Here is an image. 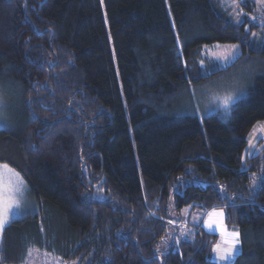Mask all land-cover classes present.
<instances>
[{
    "label": "trees",
    "instance_id": "16d2710c",
    "mask_svg": "<svg viewBox=\"0 0 264 264\" xmlns=\"http://www.w3.org/2000/svg\"><path fill=\"white\" fill-rule=\"evenodd\" d=\"M246 28L259 29L214 0H0V84L18 91L0 164L37 204L3 228L0 264L29 249L62 264H216L215 235L192 222L214 209L239 232L232 264H264V145L243 158L264 121V40ZM212 43L242 54L204 76L197 52ZM246 59L227 121L175 114V98Z\"/></svg>",
    "mask_w": 264,
    "mask_h": 264
},
{
    "label": "rangeland",
    "instance_id": "374dc122",
    "mask_svg": "<svg viewBox=\"0 0 264 264\" xmlns=\"http://www.w3.org/2000/svg\"><path fill=\"white\" fill-rule=\"evenodd\" d=\"M217 3L219 10L228 19L230 24L234 26H239L243 23L249 25H256L259 27L258 30H248L245 29V34H248L250 40H255L260 42L264 40V15L262 13V6L264 0H214ZM247 1L255 4L256 9L253 13H249L246 9L242 7ZM248 9V8H247ZM235 45V49L230 46ZM253 49V45L249 46ZM197 52L199 55L198 66L202 69L203 75H211L217 70H225L229 67L241 54V48L237 44H220L212 43L209 45H202ZM252 62L250 59H246L235 65L234 67L213 76L204 85L198 86L195 89L190 88L188 93L189 96L182 94L178 98H175L171 102L173 106V111L177 115H196L200 121L209 115H217L222 121H227L229 117V112L234 103L243 99L247 92L245 90V83L247 78V70L251 69ZM204 75V76H206ZM18 91L8 89L0 84V116L3 120L0 121V129L10 130L14 126V119L18 112ZM227 95H232L233 97H238L233 104L229 106L226 110L221 100ZM248 144L243 153V158L251 154H257L264 145V121L259 122L254 125L247 138ZM261 144V146H258ZM5 180H7L5 174ZM28 198V197H27ZM19 201V205L25 206L26 196L20 194L16 197ZM30 207V206H29ZM29 207L26 209L28 210ZM217 212L223 213V224L228 231L235 230L236 228H230L227 226L225 221V211L223 209H214ZM213 211V210H212ZM210 211V212H212ZM208 214V213H207ZM207 214H198L192 218V222L195 225L199 224L205 233L215 235L216 241L212 246L210 260L216 264H232L235 257L241 251L240 237L238 236L239 243L236 245V251L234 252L232 258L228 261H222L219 259V255L214 251L215 246L218 243H222V237L220 232L215 229H208L205 226V222L208 218ZM26 217V215L17 214L16 218L21 219ZM13 221L9 220V223ZM191 222V223H192ZM7 223L6 225H8ZM5 225V226H6ZM4 226V227H5ZM184 228L183 225H178ZM3 230V229H2ZM0 229V243L1 234ZM199 232L198 229H196ZM239 233V232H238ZM199 234V233H198ZM226 247V245H222ZM21 264H62L61 259L51 253H46L37 249H29L25 256V259Z\"/></svg>",
    "mask_w": 264,
    "mask_h": 264
},
{
    "label": "snow or ice",
    "instance_id": "6c2138e0",
    "mask_svg": "<svg viewBox=\"0 0 264 264\" xmlns=\"http://www.w3.org/2000/svg\"><path fill=\"white\" fill-rule=\"evenodd\" d=\"M230 47L235 49L236 46L232 45ZM236 99H238V97L227 95L222 98L221 103L227 110ZM2 120L3 117L0 116V121ZM5 174L8 176L7 180L4 178ZM23 186V180L18 172L9 168L8 164L0 165V229H3L4 226L9 223L10 215L15 214L13 209L19 208V201L16 197L22 193ZM207 216L208 218L205 222V226L210 230L215 227L222 237V243H218L215 246L214 251L219 255L220 260L228 261L236 251V245L239 243V233L235 230L228 231L224 227L222 212L213 210L212 212H209ZM222 245H226V247Z\"/></svg>",
    "mask_w": 264,
    "mask_h": 264
},
{
    "label": "crops",
    "instance_id": "0c3cea01",
    "mask_svg": "<svg viewBox=\"0 0 264 264\" xmlns=\"http://www.w3.org/2000/svg\"><path fill=\"white\" fill-rule=\"evenodd\" d=\"M0 165H2V164H0ZM6 177L8 179L7 174H6ZM23 185L24 186H23V189H22V193L21 194L24 195V196H26V204H25L24 207L21 206V205H19V208L18 209H13V212L15 214L14 215H10L9 220H12V218H13V220H18L16 218L17 214H19V215H26V217H28V216H32V215L36 214V212H37V204H36V202L33 199H30L29 192H28L27 186H26V184H25L24 181H23ZM28 207H29V209L26 210ZM26 217H24V218H26ZM24 218H21V219H24Z\"/></svg>",
    "mask_w": 264,
    "mask_h": 264
},
{
    "label": "water",
    "instance_id": "95a60500",
    "mask_svg": "<svg viewBox=\"0 0 264 264\" xmlns=\"http://www.w3.org/2000/svg\"><path fill=\"white\" fill-rule=\"evenodd\" d=\"M159 262H160V260H159ZM160 264H161V262H160Z\"/></svg>",
    "mask_w": 264,
    "mask_h": 264
}]
</instances>
